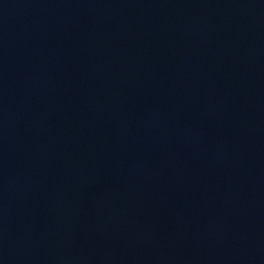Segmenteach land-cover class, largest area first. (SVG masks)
<instances>
[{
	"label": "water",
	"instance_id": "1",
	"mask_svg": "<svg viewBox=\"0 0 264 264\" xmlns=\"http://www.w3.org/2000/svg\"><path fill=\"white\" fill-rule=\"evenodd\" d=\"M0 264H264V0H0Z\"/></svg>",
	"mask_w": 264,
	"mask_h": 264
}]
</instances>
